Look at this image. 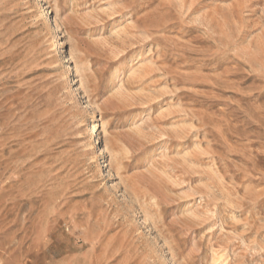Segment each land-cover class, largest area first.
Instances as JSON below:
<instances>
[{
    "label": "rangeland",
    "instance_id": "374dc122",
    "mask_svg": "<svg viewBox=\"0 0 264 264\" xmlns=\"http://www.w3.org/2000/svg\"><path fill=\"white\" fill-rule=\"evenodd\" d=\"M0 264H264V0H0Z\"/></svg>",
    "mask_w": 264,
    "mask_h": 264
},
{
    "label": "bare ground",
    "instance_id": "6f19581e",
    "mask_svg": "<svg viewBox=\"0 0 264 264\" xmlns=\"http://www.w3.org/2000/svg\"><path fill=\"white\" fill-rule=\"evenodd\" d=\"M63 61H64V59H63ZM62 63H63V62L61 61V63H59L58 65H60V64H62ZM58 65H57V66H58ZM90 129H91V130L88 131L85 135H90L92 132H94V126H93L92 124L90 125Z\"/></svg>",
    "mask_w": 264,
    "mask_h": 264
}]
</instances>
